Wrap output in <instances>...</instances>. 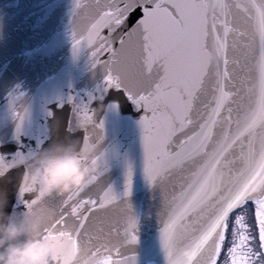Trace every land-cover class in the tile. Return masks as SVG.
I'll return each instance as SVG.
<instances>
[{
    "label": "snow or ice",
    "instance_id": "snow-or-ice-1",
    "mask_svg": "<svg viewBox=\"0 0 264 264\" xmlns=\"http://www.w3.org/2000/svg\"><path fill=\"white\" fill-rule=\"evenodd\" d=\"M81 45L103 69L102 92L122 91L144 109V173L165 192L168 264H264V0H110L86 35L73 30L74 53ZM94 117L88 103L75 106L80 141L103 129ZM105 171L37 201L20 163L0 175V200L6 212L41 208L43 238L61 239L51 264H130L122 250L136 243L137 222L100 183ZM131 187L126 180L125 195Z\"/></svg>",
    "mask_w": 264,
    "mask_h": 264
},
{
    "label": "water",
    "instance_id": "water-1",
    "mask_svg": "<svg viewBox=\"0 0 264 264\" xmlns=\"http://www.w3.org/2000/svg\"><path fill=\"white\" fill-rule=\"evenodd\" d=\"M108 2L0 0V154L11 159L17 151L27 155L80 141L85 132L72 124L74 108L88 103L94 120L103 121V129L89 128L104 150L107 171L100 183L110 184L130 203L137 222V241L122 250L123 256L130 264H168L160 239L165 192L144 173V109L122 91L102 92L103 69L92 67L91 50L81 45L73 51V30L77 39L86 35L93 16ZM76 4L81 7L73 14ZM126 180L132 184L129 195L124 194Z\"/></svg>",
    "mask_w": 264,
    "mask_h": 264
},
{
    "label": "clouds",
    "instance_id": "clouds-1",
    "mask_svg": "<svg viewBox=\"0 0 264 264\" xmlns=\"http://www.w3.org/2000/svg\"><path fill=\"white\" fill-rule=\"evenodd\" d=\"M104 162L100 139L88 135L83 141L56 143L24 161L0 154V175L23 163L22 186L42 201L53 192L87 188L98 178ZM4 208L5 201L0 200V264H51L61 239L43 238L41 208L10 213Z\"/></svg>",
    "mask_w": 264,
    "mask_h": 264
},
{
    "label": "rangeland",
    "instance_id": "rangeland-1",
    "mask_svg": "<svg viewBox=\"0 0 264 264\" xmlns=\"http://www.w3.org/2000/svg\"><path fill=\"white\" fill-rule=\"evenodd\" d=\"M144 264H147V263H144ZM148 264H150V263H148Z\"/></svg>",
    "mask_w": 264,
    "mask_h": 264
},
{
    "label": "flooded vegetation",
    "instance_id": "flooded-vegetation-1",
    "mask_svg": "<svg viewBox=\"0 0 264 264\" xmlns=\"http://www.w3.org/2000/svg\"><path fill=\"white\" fill-rule=\"evenodd\" d=\"M151 264H154V263H151Z\"/></svg>",
    "mask_w": 264,
    "mask_h": 264
}]
</instances>
